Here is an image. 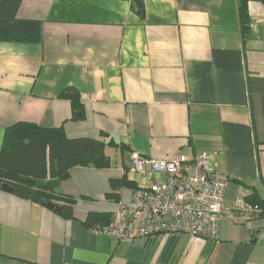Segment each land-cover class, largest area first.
<instances>
[{"label":"crops","instance_id":"0c3cea01","mask_svg":"<svg viewBox=\"0 0 264 264\" xmlns=\"http://www.w3.org/2000/svg\"><path fill=\"white\" fill-rule=\"evenodd\" d=\"M0 0V148L18 122L63 127L107 146L108 168L37 180L73 198V217L0 188V264H264V2L249 0ZM73 89L83 117H73ZM170 160L208 154L226 180L220 239L158 234L116 242L86 224L133 188L108 197L132 153ZM143 178V176H140Z\"/></svg>","mask_w":264,"mask_h":264},{"label":"built area","instance_id":"2783aa9c","mask_svg":"<svg viewBox=\"0 0 264 264\" xmlns=\"http://www.w3.org/2000/svg\"><path fill=\"white\" fill-rule=\"evenodd\" d=\"M130 169L151 183L139 185L128 203H117L111 221L94 227L96 233H104L116 242L179 233L220 239L227 182L210 155L182 154L160 160L133 152ZM238 206L248 217L261 213L257 206L242 199Z\"/></svg>","mask_w":264,"mask_h":264},{"label":"trees","instance_id":"16d2710c","mask_svg":"<svg viewBox=\"0 0 264 264\" xmlns=\"http://www.w3.org/2000/svg\"><path fill=\"white\" fill-rule=\"evenodd\" d=\"M248 2L249 0L239 2L240 20L245 34L249 33L251 23ZM135 13L143 17L144 10L137 5ZM62 96L71 100L73 117H83L84 106L78 92L68 89ZM107 146L120 145L113 140L105 143L91 137L70 138L63 127L45 128L33 123L18 122L6 129L0 148V188L8 183L16 195L44 206L49 202L62 206L60 215L67 219L72 218L76 201L62 194H55L52 188L41 187L36 181L46 178L65 180L70 170L75 167L108 168L111 159L105 151ZM111 185L112 193L108 197L115 201H119L120 189L131 187L134 191L139 186L127 176L113 180ZM245 201L261 210L258 216L252 217H264V200L254 191ZM112 214L113 212H90L86 224L91 229L105 226L111 221Z\"/></svg>","mask_w":264,"mask_h":264},{"label":"water","instance_id":"95a60500","mask_svg":"<svg viewBox=\"0 0 264 264\" xmlns=\"http://www.w3.org/2000/svg\"><path fill=\"white\" fill-rule=\"evenodd\" d=\"M135 1L137 2V4H138L140 7L143 8V3H142L141 0H135ZM2 189L6 190V191H9V192H11V191L13 190V188H12V187L10 186V184H8V183L3 184ZM47 206H48V208H50V209H54V210H55L56 212H58V213H61V211H62V206L54 205V204H52L51 202L47 203Z\"/></svg>","mask_w":264,"mask_h":264},{"label":"rangeland","instance_id":"374dc122","mask_svg":"<svg viewBox=\"0 0 264 264\" xmlns=\"http://www.w3.org/2000/svg\"><path fill=\"white\" fill-rule=\"evenodd\" d=\"M138 182L140 183V185H149L151 183V181H149L148 179H146L144 177L142 178L140 176H139Z\"/></svg>","mask_w":264,"mask_h":264}]
</instances>
